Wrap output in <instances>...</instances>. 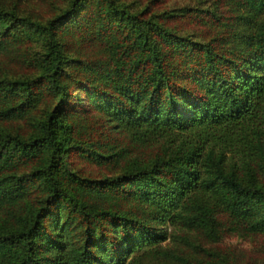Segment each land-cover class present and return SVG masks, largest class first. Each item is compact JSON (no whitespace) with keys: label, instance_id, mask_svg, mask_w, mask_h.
I'll return each instance as SVG.
<instances>
[{"label":"trees","instance_id":"trees-1","mask_svg":"<svg viewBox=\"0 0 264 264\" xmlns=\"http://www.w3.org/2000/svg\"><path fill=\"white\" fill-rule=\"evenodd\" d=\"M200 2H0V54L36 45L0 74V264H235L222 237L264 234V0Z\"/></svg>","mask_w":264,"mask_h":264},{"label":"rangeland","instance_id":"rangeland-1","mask_svg":"<svg viewBox=\"0 0 264 264\" xmlns=\"http://www.w3.org/2000/svg\"><path fill=\"white\" fill-rule=\"evenodd\" d=\"M178 2H187L192 4L194 0H175ZM0 2L17 3V9L23 13H29L35 18H44L49 16L53 11L66 5V0H0ZM210 2V0H201L200 3ZM197 3V6H200ZM222 7V6H221ZM19 47H8V50L0 54V74H16L26 70L24 62L19 55L32 51L36 47L35 43L30 41L26 45L23 41L17 42ZM32 46L31 48H29ZM95 133V131H94ZM119 139V137H117ZM74 167L83 175L100 176L102 174H112L117 171L115 164H97L93 160L76 154L71 156ZM224 246L233 256L235 264H264V234L242 235L239 233L226 234L218 243ZM167 264V263H166Z\"/></svg>","mask_w":264,"mask_h":264}]
</instances>
